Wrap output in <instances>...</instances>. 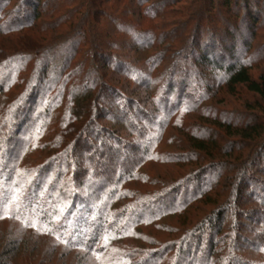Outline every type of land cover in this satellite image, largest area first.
<instances>
[{"label": "trees", "instance_id": "trees-1", "mask_svg": "<svg viewBox=\"0 0 264 264\" xmlns=\"http://www.w3.org/2000/svg\"><path fill=\"white\" fill-rule=\"evenodd\" d=\"M263 210L264 0H0V264H264Z\"/></svg>", "mask_w": 264, "mask_h": 264}, {"label": "rangeland", "instance_id": "rangeland-1", "mask_svg": "<svg viewBox=\"0 0 264 264\" xmlns=\"http://www.w3.org/2000/svg\"><path fill=\"white\" fill-rule=\"evenodd\" d=\"M243 98V97H242ZM235 97H233V98H229V103L231 104V105H234L236 102H235ZM244 99V98H243ZM42 102H43V100L41 101V102H39V104L37 105V108L36 109H38L41 105H42ZM114 105H115V103H114ZM113 105V106H114ZM222 105L221 104H219L218 105V107H221ZM112 114V116H114L115 117V112H112L111 113ZM110 117H107V118H105V119H102V120H100L99 121V124L102 126V125H104V126H110L109 125V123H110V119H109ZM18 137L19 138H22V134H18ZM105 139V138H104ZM90 143H92V145H93V149H91V150H89V148H87V149H80L79 151H78V153H77V158L79 159V160H81V161H78V163L80 164V165H83V166H85V168L86 169H84V172L85 173H87L88 172V170L89 169H91L92 167L93 168H95L96 167V172L98 173V175L99 174H101L102 175V172H103V170H113L115 167H117V165H118V163H119V161H115V159L114 158H109V160L107 159V158H105V154L104 153H106L107 151H108V148L107 147H103V146H99L98 148L96 147V143L97 142H95V141H90ZM165 146H166V144H165ZM166 148H167V150H166ZM165 149H164V151H170V152H173V151H175V152H177L176 151V148H173V147H166ZM121 150V149H120ZM95 153V154H94ZM139 156V155H138ZM91 163H90V162ZM121 161V160H120ZM89 162V163H88ZM93 162H96V163H99V162H101L102 164H103V166L101 165V166H97V164H93ZM170 166V164H156V165H149L148 167L151 169V170H153V171H155L156 172V174L158 173H161L163 170H165V168L167 169L168 167ZM92 168V169H93ZM106 170V171H107ZM101 172V173H100ZM104 175H106V173L104 174ZM95 177H93V179H94ZM83 180H85V179H91V176L89 177V176H83V178H82ZM243 198H246V197H244L243 196ZM242 198V199H243ZM250 199V198H249ZM202 208V207H201ZM203 208H205V207H203ZM264 211V210H263ZM197 212V211H196ZM264 213V212H263ZM168 225H170V226H176V227H179V230H181V229H183V226H181V221H182V219L181 218H179V217H169L168 219H166V220H164ZM239 221H242V220H239ZM242 223V222H241ZM11 225L13 226V227H15V225H13V224H11V223H9V222H6V221H4V222H2V223H0V238L3 236V234L4 233H6L7 232V230H10V231H12L13 232V230L11 229ZM246 226H244V233H243V235H244V237H246V238H248V239H250L251 241H252V243H254V239H253V237H252V234H251V232L253 231V232H255V233H258V232H260V230H261V227H259L257 224H251V223H248L247 222V224H245ZM241 228V227H240ZM154 230H151V229H147L146 231H144V234H146V235H152ZM155 235H156V238H157V240H159V241H167V240H169V239H172L173 237L171 236V234H167L166 232H163V233H161V232H157V233H154ZM29 239H31V241L32 242H34V244L33 245H31V247H30V249L32 248V247H34L35 249H36V247H37V249L39 250V254H37V258L36 257H32V254L34 253V252H29V251H27V250H25V248L23 247V245H21V242H23V240L21 241V240H16V242L15 243H18L20 246H19V250L17 251V252H15V254H14V259H12V264H23V263H25V262H28V261H30L31 260V262L30 263H32L33 264V259H35V261H34V263L35 264H39L40 262H42V263H44V262H46L48 259H51V257L55 254V256H54V261H55V259H56V256H57V258H58V263L61 261V259H62V261H65V264H85L86 262H87V260H88V258L86 257V256H83V254H81V253H74V254H71V255H66V252L63 250V249H60L59 247H57V248H47L49 245H50V241L48 240V239H45V238H36L35 240L34 239H32V238H30L29 237ZM13 241H15V240H13ZM12 241V242H13ZM25 242V241H24ZM242 246V245H241ZM243 248H241V253H242V256H249V258L251 257V258H253V259H255V260H258L259 258H262L263 256V254H262V251H261V249H260V247H262V246H256V245H253V248L251 249V250H247L246 248H245V246H242ZM44 248H47V249H45V251L43 250ZM36 249V250H37ZM29 250V249H28ZM53 250V253L51 254V251ZM48 255H50L49 257H47ZM32 257V259H30V258ZM30 259V260H29ZM60 259V260H59ZM28 260V261H27ZM41 260V261H40ZM89 261V260H88ZM41 263V264H42ZM61 263V262H60Z\"/></svg>", "mask_w": 264, "mask_h": 264}]
</instances>
